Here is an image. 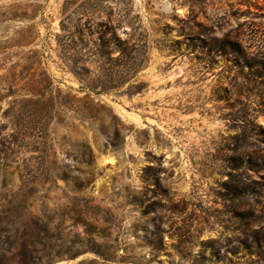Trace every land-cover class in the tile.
I'll return each instance as SVG.
<instances>
[{
	"label": "rangeland",
	"instance_id": "rangeland-1",
	"mask_svg": "<svg viewBox=\"0 0 264 264\" xmlns=\"http://www.w3.org/2000/svg\"><path fill=\"white\" fill-rule=\"evenodd\" d=\"M97 5L78 71L146 46L109 93L60 39ZM0 264H264V0H0Z\"/></svg>",
	"mask_w": 264,
	"mask_h": 264
},
{
	"label": "trees",
	"instance_id": "trees-1",
	"mask_svg": "<svg viewBox=\"0 0 264 264\" xmlns=\"http://www.w3.org/2000/svg\"><path fill=\"white\" fill-rule=\"evenodd\" d=\"M101 7L97 5L94 11L90 10L88 7L80 6L73 12L69 17L61 22V30L63 35L60 36L65 44V49L68 52H73L67 59L72 65L70 72L79 80L81 84L80 92H85L86 90L95 92L97 89L93 83L89 81V77L92 74L90 70L84 67L79 68L77 65L79 61L82 60V55L79 51L86 48L91 42L93 35L98 34V39L101 43V48H109L112 45V41L116 40L115 32L112 28L110 21H104L101 18ZM76 17L74 20L73 18ZM96 21V22H95ZM113 30V31H112ZM108 34H112L111 38H108ZM121 53L118 57H113L114 52L99 51L95 53L93 60L99 64V71L95 75L97 76V81L101 83V90L98 93H109L113 91H119L120 88L126 83L133 79L136 74L143 68L146 62V46L140 47L138 42L125 41L124 44H119V49L122 46ZM230 47L234 52L240 53V45L237 43H230ZM44 79L47 82L48 94L46 95L45 89L43 92L38 93L37 99L29 100L33 105L31 110V115L40 114L39 107L43 105V109L48 105L54 104L59 98L65 101H70L71 103H80L83 99L78 98L76 95L66 94L62 96L59 89L51 90L52 84L47 75L44 74ZM55 91V92H54ZM56 93V95L54 94ZM87 99V96L85 97Z\"/></svg>",
	"mask_w": 264,
	"mask_h": 264
}]
</instances>
